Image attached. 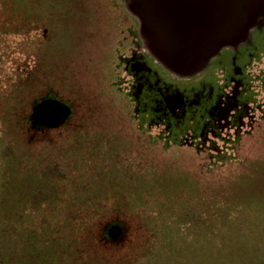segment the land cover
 <instances>
[{"label":"rangeland","instance_id":"rangeland-1","mask_svg":"<svg viewBox=\"0 0 264 264\" xmlns=\"http://www.w3.org/2000/svg\"><path fill=\"white\" fill-rule=\"evenodd\" d=\"M126 1L0 0V264H264V6L180 77Z\"/></svg>","mask_w":264,"mask_h":264},{"label":"water","instance_id":"water-1","mask_svg":"<svg viewBox=\"0 0 264 264\" xmlns=\"http://www.w3.org/2000/svg\"><path fill=\"white\" fill-rule=\"evenodd\" d=\"M144 48L161 66L190 77L222 46L247 39L264 0H127Z\"/></svg>","mask_w":264,"mask_h":264},{"label":"flooded vegetation","instance_id":"flooded-vegetation-1","mask_svg":"<svg viewBox=\"0 0 264 264\" xmlns=\"http://www.w3.org/2000/svg\"><path fill=\"white\" fill-rule=\"evenodd\" d=\"M243 53L241 54H239V56L237 57V56H232L229 60H230V66L231 65H236L239 69H240V67L238 66V63H240L241 62V59H243ZM223 58H227V56H225V55H223V53L218 57V58H216V60L219 62L220 60H222ZM236 59H238V60H236Z\"/></svg>","mask_w":264,"mask_h":264}]
</instances>
